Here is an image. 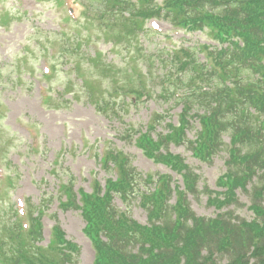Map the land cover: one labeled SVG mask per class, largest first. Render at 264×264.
I'll return each mask as SVG.
<instances>
[{
	"label": "rangeland",
	"instance_id": "obj_1",
	"mask_svg": "<svg viewBox=\"0 0 264 264\" xmlns=\"http://www.w3.org/2000/svg\"><path fill=\"white\" fill-rule=\"evenodd\" d=\"M157 1L160 3L162 0ZM68 3L75 17L81 14L82 8L79 4L72 0ZM67 8V4L57 7L53 1L36 4L33 0H0V25L1 20H5V29L0 26V161L6 168L5 176L9 174L12 180L10 187L0 183V215L6 222L11 207L15 209L17 201L24 199L25 202L29 200L38 205L44 199L42 207L46 209V213L55 215L66 238L80 247L79 264H92L94 253L83 235L84 222L80 213L74 209L60 210L55 199L47 202L48 199L56 197L60 177L64 180L67 177L74 178L75 191L81 188L90 192L93 180L99 181L103 186L104 179L109 177L99 163L104 146L129 156L133 165L144 175L169 174L164 166L142 157L133 141L123 140L122 136L129 127H144L154 112L164 113L166 117V121L157 126L155 133L166 132V122L169 119L175 120L179 109L168 110L166 106H161L156 91L150 99L136 106L125 107L123 101H128L123 100V95L115 99L108 98L113 102L114 108L106 114L97 112L94 106L87 104L84 90L75 85L74 73L70 71L74 63L79 62L88 75L94 73L84 60L97 50L102 51L106 62H113L121 70L136 66L139 73L145 71L146 58L136 59L130 48L112 50L110 44L94 41L87 45L83 40L79 47L73 46L71 55L57 53V56L51 57H56L49 62L56 66L55 74L50 80L42 77V54L48 47V42L58 40L59 43H64L69 38L72 44L74 36L63 38L54 33L61 31ZM68 28L73 29L70 22ZM160 28L163 34L170 31L165 22H160ZM95 32L96 38V29ZM69 33L71 35L73 30ZM181 35L170 34L166 39L168 41L161 35H143L139 37V44L142 52L151 56V61L154 62L159 56L158 50L164 45L170 46L171 43L172 47L177 46L181 42ZM186 39L199 43L207 41L205 36L199 34L186 36ZM131 58H135V62ZM38 82L48 88L50 104L54 108L49 103H42L43 98L36 87ZM66 82H69L72 93L62 96L61 91ZM100 83L105 88L109 86L105 80ZM193 134L194 130L191 129V139ZM35 136L38 147L32 149ZM168 151L180 155L199 175V185L218 190L215 182L224 173V153L214 156L209 162L201 163L192 157L186 146L171 144ZM55 160L58 161V168L53 164ZM63 172L65 175H62ZM247 189V192L237 191L238 204L223 210H230L234 216L251 221L253 215L248 207L253 196L249 187ZM188 200L196 215L207 218L215 216L216 212L207 206L204 196L189 197ZM114 203L133 220L142 225L146 224V211L139 205L138 200L132 199L125 204L114 200ZM258 203L264 206V200H259ZM42 222L45 226L44 237L47 239L53 220L44 217Z\"/></svg>",
	"mask_w": 264,
	"mask_h": 264
},
{
	"label": "trees",
	"instance_id": "obj_2",
	"mask_svg": "<svg viewBox=\"0 0 264 264\" xmlns=\"http://www.w3.org/2000/svg\"><path fill=\"white\" fill-rule=\"evenodd\" d=\"M169 2L171 10L166 8L168 10L165 11L175 13L172 18L174 23L178 20V15L183 13L184 26L201 28L207 25L216 31V37L221 42H229L227 47L214 49L210 53L211 64L199 65L203 71V75H200L203 85L194 87L188 84L187 95L174 100L184 104L186 113L192 108L203 110V114L199 116L203 131L199 135L197 153L213 154L222 146L223 134L230 137V159L242 168L229 169L230 174L220 179L219 185L226 188L223 200L209 199L210 204L222 206L233 200L235 189L243 187L250 174L253 177L257 170H264V0ZM152 5L155 6L153 2ZM125 8L130 13L133 10L129 2H126ZM145 11L149 9L146 8ZM119 23L132 32L138 29L134 22L122 20ZM233 39L242 41L243 46H239ZM195 63H198L196 59ZM172 90L168 87L164 91L171 96ZM183 138L184 131L180 129L167 140L179 142ZM166 162L182 173L186 188L193 191L196 177L182 161L176 157H168ZM109 184L123 193L131 189L130 183L126 181H109ZM169 194L171 193L167 184L163 183L156 195L147 197L154 207L150 218L161 219V223L152 225L151 228H142L126 219L116 218L115 212L108 210L106 201L102 198L91 204L84 203L83 211L88 218L90 233H96L95 264H121L122 260L127 262L125 264L170 260L172 251L167 248L183 253L190 249V242L194 239L189 255L192 263L187 264H214V251L226 253L230 257L228 264H247L245 250L250 247L253 248V256L257 258L258 254L260 264H264V221L261 224L237 220L232 222L231 219L226 220L225 214L214 221L195 219L186 209L181 193L179 203L176 208H172L176 220L171 221L169 208L167 210L164 205L161 206V201ZM253 207L258 216L264 217V209ZM34 222L35 220H32L27 236L33 241H39L41 237ZM192 225L196 231L187 237ZM179 229L180 232L177 233ZM54 231L57 236L47 249L28 244L20 239L17 233H11L6 238L8 243L6 239L0 238V264H64L61 263L60 256H70L65 250L76 252V247L65 242L58 229ZM99 233L108 237L107 243L97 239ZM56 240L59 245H54ZM184 240L186 244L183 247L178 248L175 245L182 244ZM134 244L141 245L143 252L150 256L142 260L139 255H131L129 251ZM146 244L149 245L147 249ZM154 250L157 252L154 253ZM201 250H207V256H201Z\"/></svg>",
	"mask_w": 264,
	"mask_h": 264
}]
</instances>
